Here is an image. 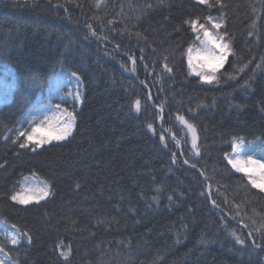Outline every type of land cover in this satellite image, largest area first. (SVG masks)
<instances>
[{
    "label": "trees",
    "instance_id": "trees-1",
    "mask_svg": "<svg viewBox=\"0 0 264 264\" xmlns=\"http://www.w3.org/2000/svg\"><path fill=\"white\" fill-rule=\"evenodd\" d=\"M208 15L236 53L212 84L189 75L182 55L196 42L183 21ZM57 72L77 82L79 100L58 103L75 115L72 135L22 149L18 130L58 102ZM2 96L0 233L15 224L32 238L4 243L9 264H264V192L224 158L234 137L258 150L264 140V0L213 9L195 0H0ZM180 116L195 125V148ZM24 177L51 194L14 203Z\"/></svg>",
    "mask_w": 264,
    "mask_h": 264
},
{
    "label": "snow or ice",
    "instance_id": "snow-or-ice-1",
    "mask_svg": "<svg viewBox=\"0 0 264 264\" xmlns=\"http://www.w3.org/2000/svg\"><path fill=\"white\" fill-rule=\"evenodd\" d=\"M101 2L102 0H97V6H99ZM195 3L198 5H205L208 9H213L220 3V0H216V3H213L212 0H195ZM220 7L223 8L224 5L220 4ZM183 24L188 25L190 31L195 34V40L199 41L201 45L199 48H194L192 45H189L182 52V55L187 58L189 75L199 77L200 80L206 84L218 83L216 76L218 68L223 66V62L229 55H236L233 51V40L230 34L226 29L221 33L220 30L223 28L222 23L218 22V20L211 15L203 18V21L200 17L185 19ZM208 25L211 27H208ZM179 30L180 28L178 26L176 31ZM164 59L167 60V57L165 56ZM133 63H135V61H133ZM246 66L247 65H244V67ZM257 67H259V65H257ZM164 68L168 72L173 71L167 63H165ZM240 71H243V68H241ZM73 75H75V73H73ZM229 78L235 79V76ZM75 99L79 100V93H76ZM134 107L136 111H140V100L135 101ZM56 109L59 111L60 105H56ZM63 112L66 113V118L56 117L54 120H49L46 117L44 122L39 124L29 122L28 128H21L18 130L16 141H19V147L36 152L37 149L51 143L53 139L56 141L66 140L72 135L75 127V115L72 112H68L67 109H64ZM178 119H180L192 133L193 147L195 148L197 141L195 125L189 123L183 116L178 117ZM20 123L23 124L24 121H20ZM151 127L152 125H149V128ZM45 131L54 132L56 135L53 137L51 135L42 134ZM160 139L164 140V136L161 135ZM260 145L262 146L260 149L262 155L261 158L256 159L253 155H249L245 151V149H251L252 144L246 142L242 137H234L230 145L232 152L231 154L225 152L224 158L236 173H241L247 178L252 188L264 192V140L260 141ZM185 163H187V161H185ZM193 167H195V165H193ZM24 180L27 181L28 178L24 177ZM77 187H79V185H77ZM50 194L49 185L47 182H43L42 185H22L19 190H14L9 195V199L19 205H29L33 202L39 204L40 201L45 200ZM215 203V200H213L214 205ZM3 222L7 224L6 220ZM11 228L14 229V231L9 232L6 228L3 233H0V235L5 237V241H0V253L4 252L5 242L13 246H18L21 244L22 240L26 239L28 243H31L32 238L30 235L26 232H21L15 224H12ZM236 241L240 244L245 243V241L240 240L239 237H236ZM60 255L64 257L65 260L68 259V253L61 252ZM0 264H5V261L0 260Z\"/></svg>",
    "mask_w": 264,
    "mask_h": 264
},
{
    "label": "rangeland",
    "instance_id": "rangeland-1",
    "mask_svg": "<svg viewBox=\"0 0 264 264\" xmlns=\"http://www.w3.org/2000/svg\"><path fill=\"white\" fill-rule=\"evenodd\" d=\"M192 46L194 48L201 47L199 41H196L195 44ZM224 62H223V64H224ZM220 68L221 67H219L218 69H220ZM1 87L3 88L6 86H5V84H2ZM76 93H77V82H76V80L73 79L72 77L66 75L65 73L57 72L54 76V79H53V88H52L50 95H51V97L57 99L58 102L56 104L47 103L46 108L38 110L30 122H32L34 124H39L41 122H44L46 117L49 120H54L56 117L66 118V113L63 112V110L65 108L62 105H60V110L57 111L56 105H59L58 103L68 102L70 104L71 102H76V99H75ZM2 101H3V96L0 98V105H1ZM42 134L51 135L53 137L56 135V133H54V132H47V131L43 132ZM52 141H56V140L53 139ZM251 144H252L251 149H245L247 154L253 155L254 158H256V159L261 158V155H262L261 151L257 149V146L255 144H253V143H251ZM27 178H28L27 181H25L24 179L21 181V183L19 185V189L21 188L22 185H28V184L42 185L43 184V182H41V181H39L33 177H27ZM0 260H4L5 264H9L8 262H6L2 253H0Z\"/></svg>",
    "mask_w": 264,
    "mask_h": 264
}]
</instances>
